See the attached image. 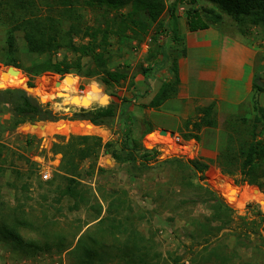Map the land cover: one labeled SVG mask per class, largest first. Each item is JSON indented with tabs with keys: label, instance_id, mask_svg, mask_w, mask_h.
Segmentation results:
<instances>
[{
	"label": "rangeland",
	"instance_id": "rangeland-1",
	"mask_svg": "<svg viewBox=\"0 0 264 264\" xmlns=\"http://www.w3.org/2000/svg\"><path fill=\"white\" fill-rule=\"evenodd\" d=\"M0 1L2 3L0 5V66H2L4 63L1 61L6 58L4 48L6 47L7 17L10 16L11 11L9 6L3 3L4 0ZM47 2L52 3L53 0H36L35 12L45 14L48 10ZM197 4L212 7L205 0H198ZM29 9L26 8L25 12H29ZM184 10L185 5L177 7L174 13L176 19L184 15ZM15 11V14H19L18 10ZM52 13L54 14V11ZM77 13L80 14V20L86 24H93L100 19L97 11L85 8L81 4L77 8ZM160 20L171 27L167 12L162 14ZM69 24L70 21L65 19L63 26L67 28ZM215 27L228 35L241 37L254 48L253 80L264 88V27L253 25L251 31L243 35L240 30L244 25H239L225 13H222V19ZM155 29L156 23L150 22L149 30L140 41L127 35L121 38L110 37L109 66L126 71L128 76L125 81L106 85L95 76L70 73L71 75L62 82L60 89L53 83L64 79L66 73L46 71L39 75H31L25 71L33 61L42 60L46 54L30 53L22 31H15V57L20 64V67L16 68L21 71L26 82L24 86L8 85L0 88L26 89L30 86L27 83L29 80L33 83L30 86L33 90L27 92L38 96L43 103L48 102L54 110L67 114L78 111L80 108L107 106L109 103L116 104L119 109L126 97L134 94L136 99H140V96L145 93L144 87L142 89L138 86L139 78L144 77L143 67L147 68V74H149L152 71L159 72L163 67L168 66L161 61L162 56L157 53L156 42L151 39ZM171 36V33L164 36V42L165 39L169 42L167 45L164 43L165 50L174 51L173 55L179 54L181 44L178 46L173 44L170 40ZM74 40L79 42L80 35H76ZM148 51L156 56V60L147 62ZM63 56L70 58L73 55L65 48H60L53 58L59 59ZM83 61L87 63L88 58L84 57ZM40 84H42L40 91L36 92L35 88ZM251 92L244 100L237 103L214 100L215 104L210 113L197 112L196 116L190 119L192 122L199 123L195 131L184 127L177 133L173 132V135L169 132L160 134L159 130H149V125L145 122L139 124L138 133L147 131L139 138L141 144L148 149L154 148L158 152L155 159L148 162L149 166L146 168L140 166L139 161L116 162L109 153L101 152L96 165L102 170L91 171L87 168L88 159H85L80 165L78 179L87 194V201H75L69 195H61L66 179L59 166L61 155L54 151L53 145L61 137L67 138L70 134H91L97 132L98 128L107 126L94 125L88 120L60 119L36 122L44 126H30L31 123H24L14 130H7L0 136V141L7 147L0 157V200L4 203V211L7 213L8 210H16L21 216L33 220L36 224L37 228H20V234L25 241L41 242L46 237L45 234L54 232L60 234L64 241L71 242L72 245L86 228L97 233V239H101L98 243L123 242L127 237L124 230H114L115 237L98 231L99 226L105 227L111 222L115 223L117 220L115 217L120 218L123 226L135 230L140 238L147 241H140L138 250L149 249L148 242L153 243L152 246L160 255L159 264H194L191 263V259L192 251L196 249V246L192 242L191 223L195 218L204 220L209 216L210 211L207 208L205 190L192 185L193 183L199 182L215 189L235 210L237 216L247 214L252 217L256 211L264 214V192H261L257 186L241 182L239 173L241 162L239 145L251 138L249 132L250 120L253 116ZM102 93L108 95L107 105L105 102L98 101ZM43 96H45L44 100H42ZM257 97L259 104L264 106V90L259 92ZM74 98L95 101L89 106L77 107L74 105ZM134 102L129 103V106ZM4 117H8V114ZM80 121L83 124H80ZM116 121L117 119L114 123ZM60 122H64L65 125L55 127V124ZM107 128L113 135L109 140H115L117 134L113 132V128ZM100 130L98 132L101 133ZM257 135H264V130H259ZM191 136L196 139L193 140ZM227 146L230 147L227 150L228 156L224 155L219 163V155L223 156ZM190 148L194 149L192 154L189 153ZM167 158H175V160L162 162ZM187 159L207 164L208 168L195 174L191 168L187 167L185 163ZM222 168L230 174L223 173ZM46 170L49 171V178L43 179L42 173ZM221 179L231 185L230 195L234 191L238 192L236 202H231L230 195L227 199L223 194L220 188L221 181H219ZM117 195H124L127 205L119 213L107 215L106 206L109 200ZM104 216L106 218L101 225H96V221ZM238 222L236 219L234 225ZM216 241L226 244L229 249L234 246L235 237L229 234V229L226 228L219 233ZM90 243L98 247V244ZM238 252L240 258L235 261L239 264H264V258H260L259 253L255 258L249 249L240 248ZM139 253L141 252L136 250L130 251L133 259H136ZM77 255L72 251L57 250L55 247L50 251L31 252L25 246L20 247L10 242L0 241V264L28 259L44 261L48 264H62L65 260L69 261L68 264H87L82 263L81 257H76ZM110 257L112 256L98 259L96 264H133L125 252H119L116 257ZM235 261L233 264H236Z\"/></svg>",
	"mask_w": 264,
	"mask_h": 264
},
{
	"label": "trees",
	"instance_id": "trees-1",
	"mask_svg": "<svg viewBox=\"0 0 264 264\" xmlns=\"http://www.w3.org/2000/svg\"><path fill=\"white\" fill-rule=\"evenodd\" d=\"M205 1L212 7L199 6L198 0H53L52 3L47 2L48 10L45 14H37L34 10L36 0H4L3 3L9 6L11 14L7 17L8 25L5 32L6 58L1 62L11 66L0 68V87L24 86L26 82L21 71L12 67H20L15 57V31H22L23 39L30 53L46 54L45 58L33 61L26 68L25 71L29 74L39 75L46 71L75 73L88 77L95 76L102 83L111 85L125 81L128 75L124 70L109 66L111 59L110 37L121 38L127 35L140 41L149 30V23L154 22L156 29L151 35V39L156 42L157 53L162 56L161 61L167 63L170 70V77L162 81L147 104L149 107L157 108L165 99L176 94L179 83L177 58L173 55L174 51H170L168 56L165 54L164 44V36L170 33L176 45L181 44L180 38L177 36L178 26L174 14L179 5H185V22L190 31L216 26L222 19V13L229 15L239 25H244L240 30L243 35H247L253 25L264 27V0ZM80 4L85 8L97 11L100 19L93 24L83 23L79 18L80 14L77 13ZM26 8H30L27 13L25 12ZM15 10H18L19 14H15ZM164 12L168 13L171 20L169 28L160 20ZM65 19L70 21L67 28L63 26ZM76 35H80L79 42L74 40ZM60 48H65L73 56L53 58ZM175 51H177V47H175ZM84 57L88 58L87 63L83 61ZM154 59L156 60V56L148 51L147 62H152ZM142 74L146 77L147 68H142ZM68 76H64V79L53 84L58 85L60 89L62 82ZM27 83L30 86L33 85L29 80ZM41 85L35 88L36 92L40 91ZM263 90L264 88L253 80L251 90L253 116L249 127L251 138L241 143L238 148L241 157L240 181L257 186L261 192H264V135L258 136L257 132L264 130V106L259 104L257 95ZM135 100L136 96L132 94L131 97H126L122 101L123 103L121 102L119 109L116 104L109 103L107 106L80 108L78 111L67 114L54 110L48 102L43 103L38 96L27 92L24 88H0V136L5 131L14 130L24 123L58 121L60 119L88 120L94 125L113 128V132L115 131L114 133L117 134L115 140L103 141L100 136L94 134H70L67 138L61 137L53 145L54 151L61 155L59 166L66 179V185L62 189L61 195H69L75 201H87V194L78 179L80 165L85 159H88L87 168H90L91 171L102 170L96 165L101 152L109 153L116 162L139 161L140 166L146 168L149 166L148 162L154 160L158 154L154 148L148 149L139 141L141 135L147 131L138 133V125L144 122L136 118L129 110V103ZM94 101L75 100L74 105L86 107ZM214 104L215 102L212 101L198 107L197 111L201 114L210 113ZM5 114H8V117H4ZM115 119H117L116 123H114ZM185 127L195 131L198 129L199 123L187 119ZM229 148L227 146L223 156L219 155V163L224 155L228 156ZM6 149V145L0 141V157L2 151ZM193 151L194 149L190 148L189 153L192 154ZM173 160L175 158H167L162 162ZM185 163L195 174L208 168L207 164H201L194 159H187ZM222 172L230 174L225 168H222ZM219 181H221L220 188L228 199L231 185L222 179ZM192 185L205 190L207 208L210 213L204 220L195 218L191 223L192 242L196 246V249L192 251L191 263L233 264L240 258L238 252L240 248L249 249L255 258L258 253L260 258H264V214L256 211L252 217L247 214L237 216L235 210L215 189L199 182ZM237 195V191L231 193V202H236ZM3 205L4 203L0 200V241L10 242L15 246H25L31 252L50 251L54 247L60 251H72L75 255L79 254L76 257H81L82 263L87 264H96L98 259H106L108 256L116 257L119 252L127 253L133 264H159L160 255L152 246L153 243L148 242L149 249L138 250L139 242L147 241L140 238L135 230L123 226L120 218L115 217L116 222H111L105 227L99 226L98 231L107 236L110 234L112 237L116 236L114 230L126 231L127 237L121 243H98L101 239H97V233L95 234L87 228L73 245L71 242L64 241L60 234L54 232L45 234L46 237L41 242L25 241L20 234V228H37L36 224L33 220L21 216L16 210H8L6 213ZM126 205L127 201L124 195H117L109 200L105 211L107 215L119 213ZM105 218L106 216L99 218L96 225H101ZM236 219L239 222L234 225ZM226 228L229 229V234L235 237L234 246L229 249L226 244L216 241L219 233ZM90 242L98 244V247L92 246ZM135 250L141 253L136 259H133L130 251L134 252ZM235 263L239 264L237 261Z\"/></svg>",
	"mask_w": 264,
	"mask_h": 264
},
{
	"label": "crops",
	"instance_id": "crops-1",
	"mask_svg": "<svg viewBox=\"0 0 264 264\" xmlns=\"http://www.w3.org/2000/svg\"><path fill=\"white\" fill-rule=\"evenodd\" d=\"M177 26L181 47L180 53L175 55L179 78L176 94L165 99L157 108L147 106L162 81L170 77V70L165 66L159 72L152 71L146 77L139 78L138 86L142 89L144 87L146 91L129 106L136 118L149 125V130L166 129L167 132L177 133L184 129L187 119L196 116L198 107L214 100L237 103L244 100L252 90L254 48L246 40L223 33L215 26L190 31L185 22V13L177 19ZM170 40L175 43L172 38ZM168 43V39H165V44ZM169 53L165 50L167 56ZM98 131L91 134L101 135L103 141L113 136L107 127H100ZM7 262L48 264L29 259ZM68 263L65 260L62 264Z\"/></svg>",
	"mask_w": 264,
	"mask_h": 264
},
{
	"label": "water",
	"instance_id": "water-1",
	"mask_svg": "<svg viewBox=\"0 0 264 264\" xmlns=\"http://www.w3.org/2000/svg\"><path fill=\"white\" fill-rule=\"evenodd\" d=\"M11 65H8V64H6V65H2V66H0V68L2 69V68H9ZM13 68H16V67H14V66H12ZM67 75H71L70 73H66L65 74V76H67ZM26 91H31L32 90V88L30 87V86H27L26 87V89H25ZM107 94L106 93H102V95H101V97L99 98V102H105V105H107L108 103H109V100L107 99ZM35 124H37L36 122H33V123H31V125H35ZM159 133L160 134H166L167 133V130L166 129H160L159 130ZM171 135H173L174 133L172 132V131H170L169 132ZM193 140H194V138H192Z\"/></svg>",
	"mask_w": 264,
	"mask_h": 264
},
{
	"label": "bare ground",
	"instance_id": "bare-ground-1",
	"mask_svg": "<svg viewBox=\"0 0 264 264\" xmlns=\"http://www.w3.org/2000/svg\"><path fill=\"white\" fill-rule=\"evenodd\" d=\"M74 100H76V98H74ZM80 124H83V122L80 121ZM38 125H41V126H44V124H35V125H30V126H38ZM65 125L64 122H60L59 124H55V127H60V126H63Z\"/></svg>",
	"mask_w": 264,
	"mask_h": 264
},
{
	"label": "built area",
	"instance_id": "built-area-1",
	"mask_svg": "<svg viewBox=\"0 0 264 264\" xmlns=\"http://www.w3.org/2000/svg\"><path fill=\"white\" fill-rule=\"evenodd\" d=\"M42 178L43 179H48L49 178V171H44L43 173H42Z\"/></svg>",
	"mask_w": 264,
	"mask_h": 264
}]
</instances>
